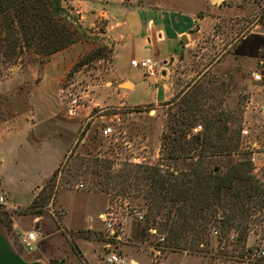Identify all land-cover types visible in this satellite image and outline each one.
<instances>
[{"label":"rangeland","instance_id":"rangeland-1","mask_svg":"<svg viewBox=\"0 0 264 264\" xmlns=\"http://www.w3.org/2000/svg\"><path fill=\"white\" fill-rule=\"evenodd\" d=\"M91 1L97 6H102L106 2ZM124 1L135 5L200 7L198 10L200 16L206 14L215 17L210 30L202 32L182 61L171 65L170 78L174 83L175 92L191 81V85L194 83L193 89L206 84L208 79L222 81L225 90L217 95L223 99L219 109L231 111L232 116L239 120L232 127H240V148L247 150L246 158L250 159L252 155V149L248 147L254 140H258L261 150H264V0ZM77 3L80 1L62 0L63 5L72 8L73 12L80 16ZM79 21L86 29L88 38L78 39L58 50L61 53L58 57L64 58L65 63L60 68L63 76L57 87L52 83H44L50 81L44 68L52 54L39 57L28 52L17 59L0 56L1 135L6 129L21 130L30 126L33 106L37 111V118L43 119L45 116L43 112L47 111L46 107L51 104L49 97L53 90V100L59 102V113L53 122L38 124L30 136L29 132L21 134L11 146L14 152L5 160L0 171V179L3 178L0 180V195L5 196L2 188L8 190L15 201L18 200L25 206L31 200L30 195L33 194L31 191L36 190L35 195L37 193L38 195L35 203H46V209L55 205L53 209L60 217L63 209L54 204L59 200L67 210L66 219L73 224L86 221V216L79 217L80 213H91L97 206L98 196L104 197L107 203L103 211L113 209L114 212L115 233L129 243L138 241L136 235L140 234L141 238L153 247L154 262L167 260L169 264H264V210L259 208L249 221L245 242L239 245L232 243L237 230H231L229 238L232 241L222 240L218 244L216 237L219 232L213 228L215 230L210 231L213 238L209 248L200 253H190L189 249L174 250L162 247L164 234L159 233L157 224L152 221L147 224L149 229L144 231L147 204L143 192L130 185L134 182L131 176L125 182L127 186L130 185L129 188L125 191L120 190L124 178L114 175L120 172L127 173L130 169L136 173L137 167L133 166L136 163L144 165L157 163L161 133L168 119V112L176 107L164 103L165 101L146 103L155 98L152 91L155 85L150 84L149 88L143 82L141 69L133 68L129 60L120 62L118 75L117 77L114 75L112 56L115 40L110 35L109 21L104 15L98 16L93 24L81 16ZM77 62H79L77 66L72 68ZM255 72H261L262 81L254 78ZM118 77L130 79L134 87L129 88L130 84L120 82ZM40 83L41 88L35 89ZM159 86L161 93L157 92L156 97L163 98V87L160 82ZM206 102L217 103L212 98L206 99ZM197 123L203 125L202 119L198 118ZM107 126L112 127L109 135L103 132ZM3 127L6 129H2ZM243 127L248 128V136L242 134ZM70 140L72 142L69 145ZM67 146L65 153L68 155L66 157L68 166L73 167L81 163L80 169L75 170L77 175L59 173L55 179L47 178L41 189H35L50 169L54 168ZM232 157L235 159L237 156L230 155L222 157L221 160ZM257 166V171L253 170V173L262 184L264 153L258 155ZM94 168H99L101 175L92 174ZM117 180L122 182L116 185ZM141 181L140 186L146 187L147 184ZM80 182L84 184L83 187L78 186ZM255 200L262 201L259 197ZM27 207L11 209L1 203L0 211L16 212L15 214L23 217L38 215L35 212V214L25 212ZM46 209L44 219L50 220L47 224L51 225L54 216ZM138 212L142 218H139ZM101 222L108 233L106 239L114 241L115 244L116 238L111 239L106 223L102 220ZM3 224L4 227L8 226L7 222ZM11 228L6 229L10 231ZM48 232V229L43 228L42 233L37 236L38 239ZM81 233L84 234L85 231ZM60 236L59 233L53 239L57 247L64 250L68 246L73 247L72 243L68 245L65 240L59 238ZM160 237H163V240ZM45 240L46 238L40 241ZM80 244L85 248L91 247V243L87 241H81ZM201 247L202 244L199 248ZM114 250L118 253L116 249ZM37 253H41L40 249Z\"/></svg>","mask_w":264,"mask_h":264},{"label":"trees","instance_id":"trees-1","mask_svg":"<svg viewBox=\"0 0 264 264\" xmlns=\"http://www.w3.org/2000/svg\"><path fill=\"white\" fill-rule=\"evenodd\" d=\"M79 17L62 0H0V56L17 59L31 52L45 57L78 39H86L88 35ZM191 84L192 81L186 83L164 102L176 108L168 112L157 163H136L133 165L137 167L136 173L130 169L114 177L124 178L120 190L132 185L143 192L147 204L144 231L149 229V221L156 223L159 233L164 234L162 247L200 253L209 248L213 228L219 232L218 244L222 240L232 241L231 230H237L232 243L245 242L252 214L257 208L264 210V182L259 183L252 161L246 158L247 150L240 148V127H232L239 120L231 111L219 109L223 99L217 95L225 90L223 82L208 79L198 89ZM210 98L217 103L207 104L206 99ZM198 118L202 119L203 129L190 134ZM230 155L237 157L227 158L223 163L221 158ZM67 156L64 155L49 180L59 173L77 175L75 170L80 169L81 163L68 166ZM91 173L98 176L101 170L94 168ZM130 176L134 182L127 186L125 182ZM141 180L146 187L140 186ZM120 182L117 180L116 185ZM37 195L25 212L45 211L46 203H35ZM256 197L262 201L257 202ZM12 214L0 211V220L7 222L8 229ZM201 244L203 247L199 248Z\"/></svg>","mask_w":264,"mask_h":264},{"label":"crops","instance_id":"crops-1","mask_svg":"<svg viewBox=\"0 0 264 264\" xmlns=\"http://www.w3.org/2000/svg\"><path fill=\"white\" fill-rule=\"evenodd\" d=\"M79 1L80 3H77V11L80 13L81 18L91 21V24H93L98 16L104 15L109 21L110 35L115 40L112 72L116 77L118 75V64L124 60H129L130 62L132 58L144 59L151 57L161 62V65L155 69L158 71L153 73L141 69L143 82L149 88L150 84L155 85L152 89L155 98L146 103L167 101L177 92H175L174 83L170 78L171 65L177 61H182L187 51L196 44L202 32L205 30L209 31L215 20V17L211 15L204 14L200 16L201 14H198L200 7L175 8L161 5H135L126 3L124 0H106L102 6H97L91 0ZM183 36L186 37V42L181 39ZM60 55L61 53L58 51L50 56L51 59L44 68L50 77H48L50 81H44V83H52L56 87L58 86V82L63 76V71L60 68L65 63L64 58L58 57ZM118 78L120 82H128L130 84L129 88L134 87V83L130 79ZM159 82L163 87V98L156 97L157 92L161 93ZM41 86L42 84L40 83L36 85L35 89H39ZM120 94L122 95V93ZM125 95L126 90L123 93L124 97ZM49 98L51 99V104L46 107L47 111L43 112L45 115L42 117L43 119L37 118V111L33 106L30 126L21 130L13 129L12 131L2 128L6 130L2 135L0 134V171H2L8 156L13 154L14 151L11 150V146L15 144L17 137L28 132L30 136L38 124L55 120L56 115L59 113V102L53 100L54 90ZM30 127L32 129H29ZM75 130L77 131V127ZM71 142V140L68 142L69 145ZM67 149L68 146L53 166L54 168L50 169L49 173L40 184L36 185L35 189H39L43 182L58 167ZM3 182H5V179ZM2 191L5 193L4 197L6 199L5 203L2 204L11 209L29 206L36 193V190L34 192L31 191V194H33L30 195V202L22 206L18 200L15 201V198L10 196L8 190L2 188ZM98 197L97 206L91 213H80L79 217L86 216L87 218L83 223L73 224L69 222L66 219L67 210H65L59 200L54 204H58L63 209L60 217L57 216L53 209L55 205L46 209L55 218L51 219V221L53 220L51 225L47 224L50 220L44 219V212L35 216L28 215L27 217L14 212L10 231L4 227L0 220V264H106L103 260L104 254L108 251H115L114 249L125 258V264H169L167 260L153 261V247L144 238H141L140 234L136 235L138 241L133 243L123 241L121 236L114 233L109 235H111L112 240L116 238L115 244L114 241H108L106 239L108 233H106L104 224L98 217L105 209L107 202L104 197ZM43 228L48 229V234L40 236L35 243L36 247L34 250H27L22 242V237L30 230L36 231L39 235L42 233ZM81 231H85V233L83 234ZM59 233L61 234L59 238L65 240L68 245L69 243H72V246L74 244L75 248L68 246L64 250L61 247H57L53 239ZM44 238H46L45 241H40L44 240ZM81 241L91 243V247L85 248L84 245L80 244ZM108 247L110 248L108 249ZM38 249L41 251L40 254L37 253Z\"/></svg>","mask_w":264,"mask_h":264},{"label":"built area","instance_id":"built-area-1","mask_svg":"<svg viewBox=\"0 0 264 264\" xmlns=\"http://www.w3.org/2000/svg\"><path fill=\"white\" fill-rule=\"evenodd\" d=\"M130 65L132 67H137L143 70H146V72L153 73L156 68H158L161 65V62L151 58V57H146L144 59H132L130 61ZM254 78L256 80L262 81V74L261 72H255L253 74ZM202 130V124L197 123L195 124L190 131V134H196L199 133ZM104 134L109 135L112 132V127L107 126L104 128ZM242 134L243 135H249V130L247 127L242 128ZM251 145L248 147L249 149H252V155L250 157V160L253 162L255 165L254 170L257 171V161H258V155L260 153H264V150H261L260 144L258 140H254L250 143ZM257 166V168H256ZM83 183L80 182L78 184L79 187H83ZM6 199L3 195H0V203H5ZM139 218H142V215L138 212ZM103 222L106 223V227H108L109 234H116L114 231V212L113 209H108L106 211H103L99 214L98 216ZM152 230V229H151ZM38 234L34 230L27 231L25 235L22 237V242L25 246V248L29 251L34 250L36 245V241L38 240ZM161 240H163V237H160ZM155 251H158L155 249ZM105 262L107 264H125V258L121 256L119 253L115 251H108L105 253Z\"/></svg>","mask_w":264,"mask_h":264},{"label":"water","instance_id":"water-1","mask_svg":"<svg viewBox=\"0 0 264 264\" xmlns=\"http://www.w3.org/2000/svg\"><path fill=\"white\" fill-rule=\"evenodd\" d=\"M181 39L183 40V42H186L187 41V39H186L185 36H183Z\"/></svg>","mask_w":264,"mask_h":264}]
</instances>
